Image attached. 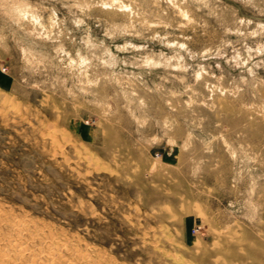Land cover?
<instances>
[{
    "label": "rangeland",
    "instance_id": "rangeland-1",
    "mask_svg": "<svg viewBox=\"0 0 264 264\" xmlns=\"http://www.w3.org/2000/svg\"><path fill=\"white\" fill-rule=\"evenodd\" d=\"M3 78L0 248L264 264V0H0Z\"/></svg>",
    "mask_w": 264,
    "mask_h": 264
},
{
    "label": "bare ground",
    "instance_id": "bare-ground-1",
    "mask_svg": "<svg viewBox=\"0 0 264 264\" xmlns=\"http://www.w3.org/2000/svg\"><path fill=\"white\" fill-rule=\"evenodd\" d=\"M184 16V15H183ZM186 16V15H185ZM1 214V213H0ZM5 214V213H4ZM3 216V215H2ZM1 216V217H2ZM8 217V215H5ZM4 216V217H5ZM15 216V215H13ZM0 217V220H4V219H1ZM6 217V218H7ZM12 219H14L13 217H11ZM10 218V219H11ZM22 218V217H21ZM9 219V218H8ZM19 219V218H18ZM16 220V219H14ZM12 220V221H14ZM5 221V220H4ZM7 221V219H6ZM5 221V222H6ZM9 221V220H8ZM11 221V220H10ZM9 221V223H10ZM17 221V220H16ZM28 221V220H27ZM25 221V222H27ZM4 222V223H5ZM19 223L14 224L15 226V229L17 228V233H19L18 235H20V238L18 241H15L14 239H8L7 242H6V245L2 248H0V261L2 262V264H93L90 260V257L88 255L87 252L89 251H85V250H80V249H77V248H73L71 247V245H69V242L66 246L68 247H52V245L50 244V246L48 245V247H45L43 246L42 244V241L40 242V244L42 245H37L36 242L33 243L32 239H34L33 237V233L32 234H28V235H24L23 234V229L25 228H22V225L20 223V221H18ZM23 222V219L22 221ZM29 223H32V221L30 222V220L28 221ZM34 223V222H33ZM26 225V223H24ZM36 224V223H35ZM3 225V224H2ZM28 225V224H27ZM1 226V225H0ZM38 226V225H37ZM8 227L6 226V223H5V228ZM33 227V226H32ZM48 227V226H47ZM4 228V229H5ZM36 228V227H35ZM39 228V227H38ZM42 228V227H41ZM7 229V228H6ZM31 229V228H30ZM29 229V230H30ZM33 229V228H32ZM37 229V228H36ZM40 229V228H39ZM10 230V229H9ZM8 230V231H9ZM38 230V229H37ZM41 230V229H40ZM2 231V230H1ZM8 231L6 232V234L8 233ZM15 231V230H13ZM15 231V233H16ZM34 231V230H33ZM43 231V229H42ZM4 233V231H2ZM1 232V233H2ZM39 232V231H38ZM51 232V231H50ZM14 233V232H13ZM9 234V233H8ZM7 234V235H8ZM47 235H49V233H46ZM44 234V235H46ZM56 234V233H55ZM15 235V234H14ZM35 235V234H34ZM57 235V234H56ZM56 235H55V238H56ZM4 236V235H3ZM22 236V237H21ZM52 236V235H51ZM37 237V235H36ZM42 237H43V232H42ZM48 237V236H46ZM12 238V237H11ZM17 238V239H18ZM45 238V237H43ZM49 238H50V235H49ZM53 238V237H52ZM61 239V237H59ZM58 238V239H59ZM81 238V237H80ZM79 238V239H80ZM38 239V238H37ZM57 240V238L55 239L57 242L60 241ZM62 239H66V238H62ZM78 239V240H79ZM40 240V239H39ZM45 240V239H44ZM47 240V239H46ZM52 241V240H51ZM50 241V242H51ZM62 241V240H61ZM60 241V242H61ZM72 241V240H71ZM70 241V242H71ZM82 241V240H81ZM49 242V243H50ZM59 242V243H60ZM4 243V241H3ZM39 243V242H38ZM48 243V244H49ZM55 243V242H54ZM52 243V244H54ZM73 243V241H72ZM71 243V244H72ZM75 243V242H74ZM76 243H78L76 241ZM82 243V242H81ZM5 244V243H4ZM36 244V245H35ZM56 244V243H55ZM58 244V243H57ZM80 247L82 244H79ZM63 246H64V241H63ZM78 246V245H77ZM76 246V247H77ZM1 247V246H0ZM75 247V246H74ZM83 247V246H82ZM90 248V247H89ZM96 248V247H94ZM98 248V247H97ZM89 250V249H88ZM94 250V249H93ZM98 250V249H96ZM95 250V251H96ZM99 251V250H98ZM101 252V250H100ZM167 252V251H166ZM90 253V252H89ZM97 253V251L95 252ZM93 253V254H95ZM104 254V253H103ZM102 255V254H101ZM107 255V254H106ZM165 255V254H164ZM94 257V256H93ZM101 257V256H100ZM95 258H96V255H95ZM99 258V257H98ZM105 258H108V257H105ZM110 258V257H109ZM94 259V258H93ZM97 259V258H96ZM102 259V258H101ZM114 259V258H113ZM181 259V258H180ZM97 260H100V259H97ZM107 260V259H106ZM115 260V259H114ZM103 261V260H102ZM112 261V260H111ZM188 261V260H187ZM94 262V261H93ZM101 262V260H100ZM109 262V261H108ZM186 262V261H185ZM102 263V262H101ZM115 263V262H114ZM117 263V262H116ZM106 264V263H105ZM121 264V263H120ZM188 264V263H187ZM193 264V263H191Z\"/></svg>",
    "mask_w": 264,
    "mask_h": 264
},
{
    "label": "crops",
    "instance_id": "crops-1",
    "mask_svg": "<svg viewBox=\"0 0 264 264\" xmlns=\"http://www.w3.org/2000/svg\"><path fill=\"white\" fill-rule=\"evenodd\" d=\"M4 80H5V78L0 79V85H4V84H5V83H4V82H5Z\"/></svg>",
    "mask_w": 264,
    "mask_h": 264
}]
</instances>
